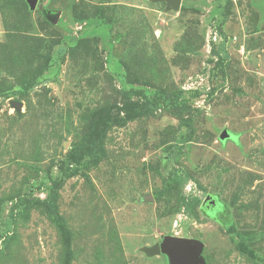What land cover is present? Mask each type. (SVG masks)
I'll return each mask as SVG.
<instances>
[{"label": "rangeland", "instance_id": "rangeland-1", "mask_svg": "<svg viewBox=\"0 0 264 264\" xmlns=\"http://www.w3.org/2000/svg\"><path fill=\"white\" fill-rule=\"evenodd\" d=\"M167 236L264 264V0H0V264Z\"/></svg>", "mask_w": 264, "mask_h": 264}, {"label": "water", "instance_id": "water-1", "mask_svg": "<svg viewBox=\"0 0 264 264\" xmlns=\"http://www.w3.org/2000/svg\"><path fill=\"white\" fill-rule=\"evenodd\" d=\"M30 10H34L37 4V0H24ZM155 2H165L167 10L178 11L180 9L182 0H154ZM17 110L20 108V104H15ZM230 136L226 131L223 132V136L220 137L221 141L229 139ZM210 199L209 197L207 200ZM148 255L165 254L170 264H203L201 252L202 245L191 239L177 238L173 236H167L163 242L159 245H154L145 250Z\"/></svg>", "mask_w": 264, "mask_h": 264}]
</instances>
